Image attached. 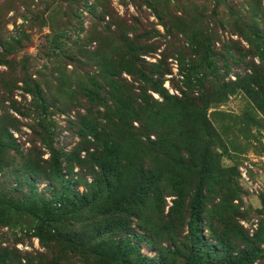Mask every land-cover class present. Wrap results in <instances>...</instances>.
<instances>
[{
  "label": "rangeland",
  "instance_id": "rangeland-1",
  "mask_svg": "<svg viewBox=\"0 0 264 264\" xmlns=\"http://www.w3.org/2000/svg\"><path fill=\"white\" fill-rule=\"evenodd\" d=\"M255 30L264 32V0H0V264H122L114 245L125 239L133 249L123 264H135L137 257L146 259L139 264H184L189 255L204 253L188 239L185 204L206 178L193 176L181 218H175L170 167L160 166L152 186L158 200L145 195L127 202L129 173L138 167L131 162L130 171L119 175L117 161L101 168L90 157L95 135L100 141L125 137L126 125L118 130L110 121L113 95L101 75L116 71L113 61L125 57L124 42L134 46L133 58L145 71L166 70L160 87L179 99L169 116L161 112L155 132L132 120L137 138L146 142L182 129L198 111L217 134L216 180L207 184L205 208L227 199L235 209L226 219L212 218V234L200 223L212 251L209 264L264 248V39L260 60ZM5 44L12 49L5 52ZM172 60L190 84L170 76ZM119 77L139 94L137 78L125 72ZM31 80L45 109L25 88ZM54 154L58 168L50 166ZM119 191H125L122 198ZM36 194L54 208L44 227L36 218ZM111 199L117 203L113 215L107 213ZM144 201L152 209L160 205L152 224L168 223L167 229L139 220L149 212L140 209ZM227 217L235 235L222 234ZM250 264H264V252Z\"/></svg>",
  "mask_w": 264,
  "mask_h": 264
},
{
  "label": "trees",
  "instance_id": "trees-1",
  "mask_svg": "<svg viewBox=\"0 0 264 264\" xmlns=\"http://www.w3.org/2000/svg\"><path fill=\"white\" fill-rule=\"evenodd\" d=\"M261 38L264 39V32L255 30V50L260 60L263 58L260 52L263 45ZM245 39L247 38L245 37ZM124 46L125 57L120 55L114 60L115 62L113 61L114 65H112V67H114L116 71L111 73L110 71L103 69L101 70V75H103V78H108L110 80L109 88H111L110 92H112L113 95L112 97L110 95L112 101L114 102L112 104L111 115L115 118V121L112 119H110V121L114 127L118 128V130H120L119 127L121 125H126L127 129L124 130L125 137L119 141L108 138L100 141V139L96 137L99 136V134L95 135L89 145V148L93 151L90 152V157L93 162L98 164L101 168L106 167L110 162L117 161L118 167L121 169V173L120 171L118 173L119 175L130 171L127 167L131 168V162L135 165V167H138L137 170H132L129 173L131 176L128 177V185L132 194H128L124 197L127 198V202H140L142 199H145V195H150L152 198L154 197L153 199L155 201L158 200L160 193L153 189L152 186L158 183L160 166L164 164L165 166L170 167L168 171L169 185L172 188V192L175 194V198L172 202L173 205L171 207L174 212L171 215L175 216V218H181L180 213L182 211L183 199L187 194L193 176L199 175L206 178L203 185H196L194 191L188 195L187 202L185 204L188 210V218L185 224L188 239L191 244L193 243L197 245V243H200L205 250L202 256H199L197 253L189 255L184 264H209V256L212 251L210 249V244L204 241L201 235L202 228L200 223L204 221V228H207L209 233H214L211 225L212 218L213 220H219V216H221L222 219H226L227 211L230 212L229 215H232L235 209L227 199L219 200L218 203L215 202L214 204H211V206L205 208V203L211 198L209 197L208 199L206 194L207 184L208 182L213 184L216 180V167L218 164L217 154L213 150V146L215 144V140L217 141V134L210 126V123L206 120L203 111H198L192 116L193 118L189 119V124L182 129L175 127V129L173 128L171 130L161 132L155 135L154 140H147L146 142L137 138V136H135L136 134L131 131V128L133 129L131 126L132 120H139L141 123L146 125V129L149 128V130L155 132L152 129V126H155V121L160 119L161 112L166 111L169 116V111L173 113L171 104L178 102L179 99H176L175 96L169 95L165 89L160 87V78L162 74L166 72L165 69H159L156 64H151L154 67L156 66V68L151 71H145L144 68H141L142 66H138L135 58H133L134 54L132 47L134 46L125 42ZM11 49L12 48L5 44V52L10 51ZM204 55H208V50L204 53ZM121 72H125L133 78H137V88H139V94L133 93L131 84L128 85L127 82H122L120 77L116 78ZM22 73L25 74L26 72L24 71ZM188 77L189 76L187 75H183V83L189 81L188 83L190 84V79H188ZM182 80L180 83H182ZM30 82V87H28L26 82H24V84H26L25 88L34 98L36 105L40 109H45V103L42 100V94L41 91H39L38 84L34 80H31ZM148 89L155 91L158 96L161 97V100L157 101L152 98V96L146 92ZM185 99L188 102L193 101L191 98ZM170 117L172 118L171 115ZM44 120V118L40 119L42 122H44ZM45 130L46 129L42 128L43 135L46 134ZM30 134H32V129ZM6 135L7 137L11 136L7 132ZM162 154H164V157H162ZM49 162L52 168H58L59 163L56 161V154L51 155ZM141 163L146 164L147 168L143 169ZM185 172H190L189 176ZM216 183V192H221L220 186L222 184L216 185ZM115 186L117 187L116 184H114L113 187L115 188ZM109 189L110 188H107V191H110ZM119 193L120 195L118 198H122L125 195V191H119ZM106 197L108 200L109 197L107 195ZM95 198L97 200L100 199L97 195ZM34 200L35 205L39 209V213L36 215V218L38 219L41 227H44L48 224L49 215L54 211V208L51 207L47 201L41 199L37 194ZM110 201H108L110 202V206L108 212H106L109 215H113L116 212L117 203H115L116 201L114 199H111ZM152 204L153 203H151V206L149 207L148 202L147 204L146 201L141 203L140 209H147L149 212L140 216L139 220L143 224L146 223L149 228L154 227L157 230H162L161 227H158L162 224L163 229H167L169 227L168 223L159 222L160 224H152V217L155 215L157 216L159 211L158 208L160 206L157 204L155 206L156 209H152ZM138 205H135L137 207L136 211L138 209ZM219 208L222 210V213H218ZM101 211H105V209H102ZM227 220L228 221L222 222L224 224L222 234L224 235L228 231L232 235H235L234 233L237 232L236 226L234 225V227H231L229 217H227ZM135 235L137 234L135 233ZM215 238L217 239L216 247L218 246L220 251L224 252L223 256H227L229 250L223 240L220 239V237ZM132 249L133 247L129 245V239L120 240L114 245V250L120 258L119 262L122 264L124 263L123 261H126L125 255H127ZM263 252L264 248H260L253 249L249 253L236 254L234 256L227 257L225 259L226 263L223 264H250L253 260L261 257ZM143 260L146 261L144 257H137V263L135 264H139ZM147 264L158 263L149 259Z\"/></svg>",
  "mask_w": 264,
  "mask_h": 264
},
{
  "label": "built area",
  "instance_id": "built-area-1",
  "mask_svg": "<svg viewBox=\"0 0 264 264\" xmlns=\"http://www.w3.org/2000/svg\"><path fill=\"white\" fill-rule=\"evenodd\" d=\"M170 65H171V74H170V76L173 75L175 77V79L180 83L181 80H182V75L179 74L178 71H177V66H176L175 60H172ZM168 90H169L170 93H172L170 89H168ZM174 93H177V92L174 91Z\"/></svg>",
  "mask_w": 264,
  "mask_h": 264
}]
</instances>
